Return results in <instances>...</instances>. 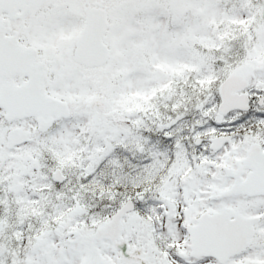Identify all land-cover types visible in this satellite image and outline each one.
<instances>
[{"label":"snow or ice","instance_id":"1","mask_svg":"<svg viewBox=\"0 0 264 264\" xmlns=\"http://www.w3.org/2000/svg\"><path fill=\"white\" fill-rule=\"evenodd\" d=\"M0 264H264V0H0Z\"/></svg>","mask_w":264,"mask_h":264}]
</instances>
